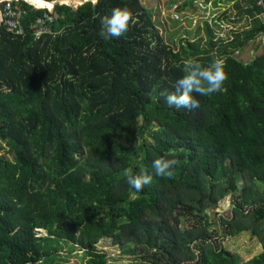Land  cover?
<instances>
[{
  "label": "trees",
  "instance_id": "16d2710c",
  "mask_svg": "<svg viewBox=\"0 0 264 264\" xmlns=\"http://www.w3.org/2000/svg\"><path fill=\"white\" fill-rule=\"evenodd\" d=\"M53 1L16 2L24 35L0 27V264H53L61 243L85 264H113L103 238L149 264H264V5L251 0L248 28L229 39L206 22L202 39L172 46L145 0L57 3L36 39L29 27ZM117 7L135 22L105 40L101 18ZM214 55L226 63L223 90L192 93L198 108L169 107L161 93L184 61ZM162 156L178 160L172 179L154 173ZM127 168L153 177L135 196ZM224 201L226 235L248 231L262 245L248 262L209 234L207 212Z\"/></svg>",
  "mask_w": 264,
  "mask_h": 264
},
{
  "label": "rangeland",
  "instance_id": "374dc122",
  "mask_svg": "<svg viewBox=\"0 0 264 264\" xmlns=\"http://www.w3.org/2000/svg\"><path fill=\"white\" fill-rule=\"evenodd\" d=\"M160 1V3H154L152 0L145 1L147 5H149L150 9H152L157 18L161 14L159 8H162L164 2L167 0H156ZM30 3V2H29ZM31 4V3H30ZM70 5H74V3H68ZM157 6V7H156ZM160 6V7H159ZM193 6V14L191 15L192 19L185 20L181 15V10L179 8L181 5L179 3L176 6H172L173 13L171 14L170 10H168L167 18L168 23L165 25L161 24V20L157 19L159 31L164 39V41L169 45H176L178 40H185L188 37H195L196 35L203 38L202 31L204 30L203 23L204 20L209 17V5L206 4V0H200L199 2H194ZM207 14V15H206ZM206 15V16H205ZM173 18V19H170ZM176 19V20H174ZM200 20V22H199ZM198 22V24H197ZM184 23V24H183ZM233 23V24H232ZM183 24V25H182ZM197 24V25H195ZM230 24L232 29L228 28H220V25L217 26V34L220 39H229L233 33L241 32L245 27V19L236 18L235 22L230 20ZM182 25V27H181ZM187 40V39H186ZM264 40V38H262ZM198 41V40H197ZM206 45V44H205ZM264 45H262L263 48ZM259 48V49H260ZM245 51H242L241 54H244ZM230 202L224 201L219 203L216 209H210L207 212L208 221L213 224L214 227L210 229L209 234H212V238L214 240L220 241L221 245L226 248L228 251L239 255L244 262H248L256 255L262 252V245L258 241V239L252 235V233L248 231H244L240 234L234 235L233 237L227 236L224 228H221L220 217L225 215L228 217ZM183 228H188L186 222L184 223ZM45 231H39L40 236H46ZM99 250L103 251L107 255V260L112 262L113 264H149L147 260L142 259L138 250H135L134 245H127L124 247H119L113 245L112 242L108 238H103L98 244ZM132 251V252H131ZM56 260L53 264H85V260H87V255L83 252V250L73 246L72 243H61V247L58 249V252L55 253ZM38 264H51L50 258H43Z\"/></svg>",
  "mask_w": 264,
  "mask_h": 264
},
{
  "label": "clouds",
  "instance_id": "9594fccd",
  "mask_svg": "<svg viewBox=\"0 0 264 264\" xmlns=\"http://www.w3.org/2000/svg\"><path fill=\"white\" fill-rule=\"evenodd\" d=\"M97 2L98 0H93V3ZM130 22L134 23L135 18L127 7L114 8L110 15L101 18L99 34L105 40L120 38L128 31ZM225 67V61L219 56L214 55L207 66L202 65L195 58H189L184 61V75L176 81L174 91L164 92L161 95L165 96L169 107L189 110L198 108L199 101L194 98L192 93L208 96L222 91L223 83L227 79ZM177 164V159L162 156L153 161L152 168L155 175L172 179L176 175L175 166ZM124 176L130 188L135 190L133 196L141 192L145 185L151 184L153 178L143 168L139 173L134 172L132 168H127L124 171Z\"/></svg>",
  "mask_w": 264,
  "mask_h": 264
},
{
  "label": "crops",
  "instance_id": "0c3cea01",
  "mask_svg": "<svg viewBox=\"0 0 264 264\" xmlns=\"http://www.w3.org/2000/svg\"><path fill=\"white\" fill-rule=\"evenodd\" d=\"M0 1H6V0H0ZM145 1H149V0H145ZM152 1L154 3H160V1H156V0H152ZM199 1L200 0H167V2L163 3L162 8H159L161 14L159 15L158 18L161 20V24L165 25L168 23L167 12L168 10H170L172 14L173 13L172 6L174 8V6H176L177 3L181 5L179 10L182 11V13L178 15L182 14L185 20L192 19L191 18V15L193 14L192 9L196 8L195 6H193V4L194 2H199ZM206 4L209 5V17L202 20H204V23L207 22V24H209L213 29H216V27L220 25V27L223 29L228 28L229 30H231L232 26L230 24V20H232V22H235L236 18H242L245 19V23H247L245 24V27L243 29L245 30L246 28H248L249 23L252 20V17L248 15V10L254 7L253 2L251 0H206ZM256 10L254 11L255 18L260 16L258 15V12ZM170 19L173 18L170 17ZM200 37L201 35L200 36L196 35L195 36L196 39L194 38L195 40H193L192 42L200 40ZM249 53L251 55L252 51H250Z\"/></svg>",
  "mask_w": 264,
  "mask_h": 264
},
{
  "label": "built area",
  "instance_id": "2783aa9c",
  "mask_svg": "<svg viewBox=\"0 0 264 264\" xmlns=\"http://www.w3.org/2000/svg\"><path fill=\"white\" fill-rule=\"evenodd\" d=\"M20 1L21 0L0 1V27L4 26L8 29V32L16 35H24L26 29L23 24V17L26 11L21 4H17ZM258 4L264 5V0H259ZM49 11V13L39 17L35 23L30 25L29 30L32 32L34 38L38 39L42 34L48 33L50 24L58 19L59 15L55 13L54 10L49 9ZM261 18L264 19V14L261 15Z\"/></svg>",
  "mask_w": 264,
  "mask_h": 264
},
{
  "label": "water",
  "instance_id": "95a60500",
  "mask_svg": "<svg viewBox=\"0 0 264 264\" xmlns=\"http://www.w3.org/2000/svg\"><path fill=\"white\" fill-rule=\"evenodd\" d=\"M44 1V0H43ZM87 1H93V0H56V1H53V2H50L52 3V8H47V9H53L54 6L57 4V3H61V4H68V3H74V4H80V3H84V2H87ZM46 2V1H45ZM49 3V2H48ZM96 4V3H94ZM35 8H38L35 6Z\"/></svg>",
  "mask_w": 264,
  "mask_h": 264
}]
</instances>
